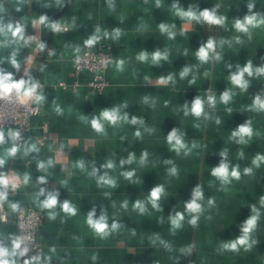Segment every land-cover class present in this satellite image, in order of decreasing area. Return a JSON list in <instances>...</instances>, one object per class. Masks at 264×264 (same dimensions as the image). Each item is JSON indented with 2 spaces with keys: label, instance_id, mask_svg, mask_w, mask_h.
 <instances>
[{
  "label": "crops",
  "instance_id": "0c3cea01",
  "mask_svg": "<svg viewBox=\"0 0 264 264\" xmlns=\"http://www.w3.org/2000/svg\"><path fill=\"white\" fill-rule=\"evenodd\" d=\"M249 2L254 4L253 12L264 14V0H161L159 8L156 0H114L111 10L108 0H60L59 4L57 0H0V20L4 24L19 22L25 26L26 36L35 37L46 45L42 52L36 49L35 42L0 48L3 61L0 68L13 72L16 79L28 70L44 86L46 96L42 113L33 118L32 131L23 142V145L36 143L39 153L24 156L21 148L15 158H6L0 172L11 170L20 177L25 173L30 175L29 184L10 196L9 201L39 211L42 217L40 238L45 245L43 255L51 256L50 264H264V206L259 203L264 196V163L259 168L252 165L257 154L264 155V112L249 110L256 95L264 96V76L246 77L250 81L246 91L234 87L228 79L238 65L243 67L249 60L254 68L264 66V26L252 29L250 34L238 33L233 28L236 18L248 14ZM173 3L185 10L190 5L198 11L216 7L217 15L227 17L226 23L221 27L183 21L171 8ZM41 15H46L49 21L68 24L75 20V26L53 33L46 26L33 25L32 21ZM160 23L175 25L174 39L159 31ZM96 26L109 33L115 28L122 32L118 40L102 38L95 46L105 45L113 54L107 71V88L102 93L89 94L88 71L79 75L80 85L76 89L70 85L61 87L60 81L71 83L74 80L75 46L79 45L81 51L85 49L83 41L94 33ZM237 36L241 43L236 42ZM210 38L216 42L221 59L202 64L195 53ZM3 40L4 37H0V41ZM157 49L167 50V61L156 65L151 59L147 62L136 59L141 51L151 54ZM13 50L18 51L19 72L7 62ZM52 51L55 54L50 56ZM118 59L125 60L123 71L116 68ZM184 67L191 68V72L181 79L179 73ZM169 74L173 75V82L157 83L159 77ZM193 77L195 84H189ZM226 90L233 95L228 104H223L220 95ZM210 95L215 96L216 105L213 108L205 104L207 118L185 116L186 103L190 108L197 96L207 101ZM145 97L148 103L143 102ZM53 101L62 109V115L55 113ZM125 103L127 106L121 108V113H126L129 119L136 116L143 120V125L121 122L113 127L106 123L105 134L99 135L80 119L86 116L90 120L105 108ZM248 120L252 122L253 137L246 144L230 139L231 132ZM44 121L49 124L50 135L46 144L40 146L36 136L41 133ZM8 128L15 129L7 126L5 131ZM173 128L184 133V140L191 149L188 155L183 152L177 155L170 150L166 137ZM137 130L141 132L140 138L134 134ZM193 142L197 147L192 148ZM10 146L11 142L0 146V156ZM225 149L226 162L230 169L239 165L241 179L222 186L210 173L223 159L220 153ZM144 151L148 158L142 165L140 156ZM130 153L135 154L136 159L121 166L120 161L127 160ZM48 159L54 162L48 171L38 170L37 161ZM78 160L84 161L85 171L74 166ZM108 160L113 161V169L102 167ZM168 160L173 163H165ZM173 165L178 170L176 175L169 174ZM93 167L98 175L107 172L114 178L116 187L98 186L96 178L89 175ZM245 167H252L253 173L244 175ZM126 171L135 172L131 180L122 175ZM42 175L46 176L47 183L38 184V177ZM157 185H163L166 193L161 198L160 211L147 203L150 190ZM197 185L202 187L204 195L201 201L204 211L198 226L189 225L190 217L186 214L182 228L173 233L168 217L176 211H184ZM41 187L58 191L61 202L71 201L78 209L77 215L67 216L57 208L56 219H48L47 210H41L34 201ZM209 199H214V206H208ZM125 200L127 209L121 207ZM137 200L146 204L148 210L143 215L132 209ZM252 206L260 213L251 234L256 243L248 251L242 247L238 252L221 250L222 243L241 235L244 221L253 215ZM93 208L97 218L103 209L109 224L116 220L122 227L107 238L96 236L85 223ZM14 217L15 212L10 210L8 222L0 223V233L17 235ZM161 240L169 243L171 250L166 249ZM188 246H191L190 253L180 251ZM51 248L56 251L50 252Z\"/></svg>",
  "mask_w": 264,
  "mask_h": 264
},
{
  "label": "clouds",
  "instance_id": "9594fccd",
  "mask_svg": "<svg viewBox=\"0 0 264 264\" xmlns=\"http://www.w3.org/2000/svg\"><path fill=\"white\" fill-rule=\"evenodd\" d=\"M57 3H60V0H57ZM161 6V0H156V7L159 8ZM109 9L114 8V0H108ZM171 8L174 10L175 15L183 21L187 22H197V23H207L213 26H221L223 27L226 23L227 17L223 15H217L216 7L212 9H204V10H196L193 6H189L187 10L183 9L179 6L178 3H173ZM248 14L244 15L243 18H236L233 21V28L236 32L242 34H250V31L255 28H259L264 26V14L259 12H253L254 4L249 2L247 5ZM2 10V9H0ZM19 10V9H17ZM33 25H43L49 28L53 33H61L64 31H68L70 28L75 26V20H73L72 24L62 23L59 21H49V18L46 15H41L38 20L32 21ZM159 31L162 34H167L169 39L175 38V25H168L165 23H160L158 25ZM122 35L121 29L115 28L111 33L108 31H102L100 26H96L95 31L91 34L87 39L83 41V46L88 49H92L96 46L97 43L100 42L102 38H111L113 40H118ZM0 37H4L3 41H0V48L7 47L11 44L28 46L32 42H35L36 49L38 51H44L46 45L43 42L36 41L35 37L26 36L25 35V26L19 22L13 24L11 22L4 24L2 20H0ZM237 43H241V39L239 36L236 38ZM224 43V41H221ZM81 52V47L79 45L75 46L74 53L76 54V63L79 64L81 62V57L79 53ZM55 52H49V55H54ZM18 51L13 50L11 56L7 58V62L11 65L12 68L16 70V72L20 71L21 64L17 59ZM196 58L200 63L205 64L210 60L215 59L219 61L221 59L220 54L216 51V42L213 39H208L206 44L199 47V49L195 53ZM137 60L141 62H147L151 59L153 64L159 65L160 62L168 60V52L167 50L161 51L157 49L153 53L149 54L146 51H141L137 57ZM0 63H3L0 60ZM116 68L118 71H123V67L125 64V60L118 59L115 61ZM191 72V68L184 67L179 75L181 79L186 78ZM207 75V74H205ZM264 76V66L254 68L252 61L249 60L247 63L241 67L237 66V71L232 73L229 76L230 83L240 89L241 91H246L249 87L250 81L246 79V77L253 76ZM148 77H145L147 80ZM196 78L193 77L192 80L189 81V84H195ZM174 77L172 74L168 76L159 77L157 83L159 85H167L169 82H173ZM43 85L36 80L28 70H25L24 76L19 79L15 78L13 72L6 71L3 68H0V101L7 102L9 104L16 103L22 106H28L30 104H34L37 106L38 110L39 106H42L46 100V96L43 92ZM232 92L229 90L224 91L220 95V101L223 104H228L232 99ZM144 103H148V98H144ZM212 106L213 108L216 105V98L214 95H210L207 97V101H205L200 96H197L191 104V107L184 105V114L185 116L191 114L195 118L199 119L202 116L206 117L205 114V104ZM54 111L57 115H62L63 111L59 105L53 101ZM126 103L113 107L111 109L105 108L99 112L98 115H94L90 120L86 116H81L80 119L82 122L88 123L91 129L99 134H105V124L107 123L109 126H119L121 122L129 123L132 125H143V120L137 118L136 116H132L129 119L128 115L121 113V108L126 107ZM250 111L256 112H264V96L256 95L253 99L252 104L249 106ZM231 112V109H228ZM216 123L219 124L220 120L217 119ZM199 127V125H195ZM137 138L141 137V132L137 130L135 133ZM253 137V128L251 120L246 121L244 124L239 125L235 130H233L230 134V139L235 140L238 144H246ZM123 139V137H122ZM21 140V133L17 129L8 128L7 131L3 127H0V146L5 145L8 142H11V146L5 149L3 156H0V169H2L6 164V158H15L17 153L21 151L23 148V155L27 156L30 153H39L40 149L36 143H25L24 145L18 144V141ZM166 142L171 151H174L177 155H180L181 152L184 155H188L191 149L188 144L184 140V133L180 132L178 129L173 128L166 137ZM197 147L195 142L192 143V148ZM63 145H61V149ZM223 158L218 166L213 167L211 169V176L215 177L220 184L229 185L233 180L239 181L241 179V170L239 165L231 167L226 162V157L228 155L227 149L222 150L220 153ZM239 155H243L241 152ZM148 158L147 151L142 152L140 156V163L143 165L146 163ZM136 159L135 154L130 153L127 160H121L120 164L123 166L125 163L131 164ZM53 160L48 159L47 161L38 160L37 161V169L40 171L47 172L48 169L53 165ZM167 164H172L171 160L165 161ZM261 163H264V155L257 154L252 160V165L256 168H259ZM75 167L79 168L81 171H85L84 161L78 160ZM105 169H113L115 167L112 160H108L106 163L102 165ZM177 168L175 165L169 169L170 175L177 174ZM253 173L252 167H245L243 169L244 175H251ZM90 176L96 178V183L98 186H107L110 188L116 187V180L112 178L107 172L103 175H98V170L93 167ZM122 175L125 179L131 180L135 175L134 171H126L123 172ZM30 181V175L25 173L23 177L16 175L15 173L11 175H6L3 172H0V213H3L5 204H7L8 208L12 212L20 211V204L18 202H10L9 201V190L15 191L22 184L28 185ZM38 184L47 183L46 176H40L37 180ZM66 183V181L64 182ZM165 189L163 185H157L153 187L148 196L147 203L151 205L153 209L156 211L161 210L160 201L162 196H164ZM105 195H109V193H105ZM43 197V199H40ZM204 199L202 187L197 185L193 191L192 196L189 201H187L184 205V211H176L174 214L168 217L169 223L171 226V231L175 233L178 229L182 228L183 222L185 221V215L187 214L190 219L188 220L189 225L193 227L198 226V220L200 218V214L204 211V208L201 204V201ZM34 201L38 204V207L41 210H47L48 219L55 220L58 213L56 211L59 208L64 214L67 216H76L78 209L77 207L71 203L69 200H64L61 202L59 200V192L58 191H47L45 188L41 187L37 193H35ZM208 206H214V199L208 200ZM259 203L261 206H264V196L260 197ZM121 207L124 209L128 208V201L125 200L122 202ZM132 209L137 211L139 214L143 215L147 212V207L144 201L137 200L133 203ZM251 211L253 215L247 218L242 227H241V235L237 238L222 243L221 250L238 252L242 247L245 251L251 249L253 244L256 243L255 240L251 239V234L255 231L257 227V221L259 219V211L255 206H252ZM6 219V215H0V220ZM163 221L161 220V223ZM85 223L91 229V231L100 238H107L111 233L118 231L122 224L116 220H113L109 224V219L106 212L102 209L100 216L96 217L95 208L88 212L86 216ZM30 237L24 236H16V235H8L5 236L3 233H0V264H50L51 256H44L43 254H36L29 256V247L27 246V241H29ZM160 243L168 250H171V246L166 241L161 240ZM50 252L54 253L56 251L55 248H51ZM180 251L184 254H188L191 251V246L181 248ZM95 259V257H93Z\"/></svg>",
  "mask_w": 264,
  "mask_h": 264
},
{
  "label": "built area",
  "instance_id": "2783aa9c",
  "mask_svg": "<svg viewBox=\"0 0 264 264\" xmlns=\"http://www.w3.org/2000/svg\"><path fill=\"white\" fill-rule=\"evenodd\" d=\"M51 51V48H48ZM81 62L76 63V55L72 58L73 78L74 80L69 83L67 81H60L59 85L63 88L69 85L76 89L80 85L78 80L79 75L83 71H88L90 77L87 80V91L89 94L102 93L108 86L109 80L107 78V71L110 63L113 60L112 51L109 47L101 45L99 47H93L92 49L85 48L79 53ZM30 104L28 106H22L16 103L9 104L4 101H0V127L13 126L21 133V140L18 144L23 145L25 137L32 131L34 117L42 113V106ZM41 133L36 136V140L40 146L46 144L50 135V129L48 122L41 123ZM6 175L13 174L11 170L2 171ZM24 185L22 184L17 190H9V197L17 193ZM9 211L7 204H5L3 213L0 215H6V219L0 220L2 222H8ZM14 223L17 229L16 236L30 237L27 241L29 247V256L36 255L38 253L44 254L45 245L40 238V229L42 226V217L39 211L28 205L20 206V211L15 212Z\"/></svg>",
  "mask_w": 264,
  "mask_h": 264
}]
</instances>
